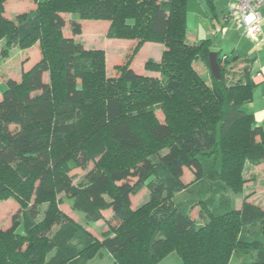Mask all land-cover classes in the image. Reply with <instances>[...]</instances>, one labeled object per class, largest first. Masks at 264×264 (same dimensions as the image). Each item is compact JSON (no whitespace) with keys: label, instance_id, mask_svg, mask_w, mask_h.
Listing matches in <instances>:
<instances>
[{"label":"trees","instance_id":"obj_1","mask_svg":"<svg viewBox=\"0 0 264 264\" xmlns=\"http://www.w3.org/2000/svg\"><path fill=\"white\" fill-rule=\"evenodd\" d=\"M6 1L0 0V35L9 45L38 44L41 59L23 71L21 82L9 81L0 101V166L34 196L22 214V232L8 242L0 236V264H89L87 253L96 242L85 228L60 214L54 229L43 223L41 202L64 194L90 226L102 219V210H112L116 230L104 232L102 247L116 257L115 264H132L139 249L144 252L139 264H156L167 232L194 236L202 264L221 262L198 238L215 235L222 243L224 231L232 227L237 243L229 264H264V209L251 202L236 209L227 186L242 178L246 162L264 161V131L247 110L255 88L253 60L237 62L244 68L227 81L221 64L236 58L218 53L221 78L212 75V85H206L194 61L209 62L211 40L187 39V0H35V8L14 18L1 11ZM64 14L76 18L71 22L75 34L83 21H105L110 38L136 39L138 47L145 41L164 44L161 63H147L162 77L138 74L129 56L115 66L114 80L106 79L104 54L65 36ZM153 99L162 100L147 107ZM140 107L149 108L148 115L166 113V121L157 120L148 134L168 142L163 154L129 164L127 156L143 147L141 127L135 128L139 114L130 113ZM178 116L186 121L180 131L170 119ZM214 156L220 169L206 170L203 161ZM93 161L95 170L75 182L71 173ZM185 169L196 183L171 200L187 187ZM9 188L0 177V195ZM144 188L156 206L142 215L131 201ZM196 206L204 224L192 217ZM142 221L150 225L145 235ZM216 224L222 227L216 230Z\"/></svg>","mask_w":264,"mask_h":264},{"label":"rangeland","instance_id":"obj_2","mask_svg":"<svg viewBox=\"0 0 264 264\" xmlns=\"http://www.w3.org/2000/svg\"><path fill=\"white\" fill-rule=\"evenodd\" d=\"M33 8H35V0H7L1 11L4 12L6 16L14 18L18 14L31 11ZM62 16L66 23L63 27L65 36L73 38L75 42L80 43L87 50L102 51L104 54L106 79L114 80V77L118 74L115 70V66L124 64L129 56H133L131 65L138 74L145 75L148 78L160 79L162 77V72L152 69L147 63L149 60H153L155 64L161 63L163 51L165 49L164 44L145 41L138 47L139 41L136 39L110 38L108 37L109 23L105 21H80L82 22V30L80 33L75 34L72 31L73 26L71 23L75 17L71 14H64ZM214 43L218 45V42L214 41ZM31 45L30 43L9 45L4 37L0 35V101L3 97V90L7 89L9 81L15 83L21 82L23 71H28L41 59L39 45L36 44L32 48ZM221 66L224 68L223 71L227 81L232 80V78H234L233 76H239L241 70L244 68L243 65H238L237 62L226 63L224 66L221 64ZM194 67L199 73V76L205 81L206 85L211 86L213 78L209 62L199 59L194 61ZM41 73L44 79L48 81V73H43V71H41ZM161 100L158 99L157 101V99H153L150 101V104L155 101L154 104L148 105L147 107L153 108L156 104H160ZM147 107H140L139 110L134 108L133 111L130 112L131 114L137 112L139 114V120H135L137 121L135 123V128L141 127L144 141L143 147L137 151H133L130 156H127L129 164L137 160L140 156L152 155V153L161 155L166 150L168 141L157 142L152 140L148 132L150 126L156 123L157 120L163 123L168 117L163 110H157L152 115H148L147 109L149 108ZM171 111H173L172 116H174L175 108L171 109ZM175 116H177V113ZM170 119L173 121L175 130L180 131L184 129L186 121H183L179 116L174 118L171 117ZM112 151L113 150H110V152ZM117 160L118 158L116 159V163ZM219 163V158L215 156L203 161L206 170H210L213 166L219 170ZM95 167L96 162L93 161L88 164L85 170L77 169L71 174L76 176L75 182H80L85 180L95 170ZM0 174V177L5 178L10 185L9 191L0 195V236L4 242H8L14 238L15 234L22 232V214L33 205L34 196L14 175L1 166ZM229 175L230 178H232V174ZM184 181L187 184L185 191L171 196V200L180 199L183 194L196 183V178L191 170L185 169ZM227 186L231 189L229 193L234 201L236 209H241L245 202L257 204L264 209V161L258 164L246 162L242 169V178L240 180L233 179ZM104 197L107 200L110 199L108 193H105ZM60 200L64 201V203H60ZM39 202L41 201L39 200ZM41 203H43V210L41 213L43 223L45 222L50 229H54L57 226L56 217L57 214H60L64 219L72 220L81 225L95 239L96 245L94 249L87 253L89 264H115V262H117L116 257L102 247L104 232L116 230L114 228L115 222L112 220L113 213L111 209L102 210V219L94 226H90L84 215L75 212L71 208L68 204V197L65 194L52 198L51 201H44ZM131 204L134 211H141L142 215H145V212L154 209L156 206L154 202H152L148 188H144L139 194L132 197ZM199 211L200 207L196 206L192 211V217L194 220L202 222L200 220ZM59 219H61V217H59ZM207 220H209L208 217ZM202 223L204 224L205 222L203 221ZM149 227L150 225L148 222L146 224L142 221L140 228L141 235H145L149 232ZM221 227L220 225H215L216 230ZM229 229H226L221 237L222 243H226V245L229 244L228 248H224L221 241L215 235L201 238L197 237L199 242L205 244L204 246L207 245V248L213 251L211 256L216 257V255H220V261L222 262H209L208 260L207 263L225 264V262L228 261L229 264L237 243L235 235H233L235 229H233V227L230 231ZM164 238L166 239V243L161 250L160 257L156 264H202L204 259L201 258L202 253H200V251L196 253L199 245L196 243L197 239L194 238V236H173L167 232ZM101 252L103 255H100ZM140 260H144V252L142 249H139L138 255L132 260V264H139L138 262ZM127 264L130 263L128 262Z\"/></svg>","mask_w":264,"mask_h":264},{"label":"crops","instance_id":"obj_3","mask_svg":"<svg viewBox=\"0 0 264 264\" xmlns=\"http://www.w3.org/2000/svg\"><path fill=\"white\" fill-rule=\"evenodd\" d=\"M162 0H158L160 2ZM233 0H187V39L197 42L211 40L212 51L227 54L228 59L239 62L253 60L252 81L255 84L253 99L247 110L255 117L256 127L264 131V7L260 37L255 45L244 34L236 21L227 20L226 10ZM215 42H218L216 45ZM260 135L256 136V140Z\"/></svg>","mask_w":264,"mask_h":264},{"label":"built area","instance_id":"obj_4","mask_svg":"<svg viewBox=\"0 0 264 264\" xmlns=\"http://www.w3.org/2000/svg\"><path fill=\"white\" fill-rule=\"evenodd\" d=\"M263 7L264 0H233L226 12L227 20L236 21L255 45L262 42L260 33Z\"/></svg>","mask_w":264,"mask_h":264},{"label":"water","instance_id":"obj_5","mask_svg":"<svg viewBox=\"0 0 264 264\" xmlns=\"http://www.w3.org/2000/svg\"><path fill=\"white\" fill-rule=\"evenodd\" d=\"M209 65H210V70L212 75L217 78L220 79L221 78V74H222V70H221V66L218 62V58H217V53L216 52H211L210 53V58H209Z\"/></svg>","mask_w":264,"mask_h":264}]
</instances>
